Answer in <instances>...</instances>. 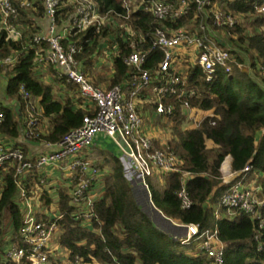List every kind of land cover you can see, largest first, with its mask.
Segmentation results:
<instances>
[{
	"label": "built area",
	"instance_id": "built-area-1",
	"mask_svg": "<svg viewBox=\"0 0 264 264\" xmlns=\"http://www.w3.org/2000/svg\"><path fill=\"white\" fill-rule=\"evenodd\" d=\"M37 2L43 6L46 29L33 34L21 53L45 44V49L35 53L33 65L51 67L57 80L77 86L88 106L83 108L86 114L80 126L71 129L58 142L46 141L44 138L51 127L43 120L38 99L33 100L22 85L19 87L25 107L24 113L18 116L17 142L26 145L27 151L15 145L17 142L13 139L0 138V197L5 174L12 172L22 224L15 236L10 228L5 230L0 264H62L65 258L62 251L67 250L59 243L63 235L61 193L75 209L72 216L81 221L82 227L91 229V207L102 196L103 179L110 174L89 158L98 136L108 138L120 148L122 158L140 177L149 196L147 179L180 174L181 184L176 196L182 210L190 209L192 202L186 183L192 175L182 170V160L170 146L174 137L167 131L173 125L170 118L175 106L172 102H179L183 130L197 128L205 120L214 118L212 110H201L191 104L197 93L193 87L186 86L185 72L190 67H199L206 82L216 78L219 71L230 76L231 66L236 64L232 53L237 52L228 43L230 29L244 20L242 15L221 11L210 0H192L196 13L188 26L178 28H173L172 24L188 15L187 0H180L178 5L164 0H122L126 13L114 15L99 14L93 0H0V30L6 40L20 41L26 28L16 23L20 11L27 15L35 12ZM138 10L149 12L159 23L153 29L152 49L159 50L162 57L153 70L143 69L148 52L140 49L144 38L131 26ZM253 16H264V3L255 6ZM105 27L107 36L100 39L98 51L90 60L102 56L111 63L114 74L113 60L120 51L115 37L119 36L129 50L121 57L122 63L130 69L127 79L109 88L93 83L84 61L76 59L81 48L70 41L89 28L98 33ZM21 53H12L0 61V67L14 66ZM244 65V62L236 64L241 71ZM143 105L152 107V115L160 123L171 124L167 133L145 124L144 114L148 116L149 112L143 111ZM3 108L0 105V125L4 122ZM260 133L264 134V130ZM219 171L228 188L220 197L218 208L223 209L228 218L238 211L247 215L256 226L257 240L264 226V198L260 197L262 189L256 178H247L251 167L246 165L241 171L233 172L230 157H226ZM215 216L218 217L217 212ZM181 225L186 230L185 237L179 239L181 245L195 243V252L210 264H225L224 244L216 229L201 231L197 224Z\"/></svg>",
	"mask_w": 264,
	"mask_h": 264
},
{
	"label": "trees",
	"instance_id": "trees-1",
	"mask_svg": "<svg viewBox=\"0 0 264 264\" xmlns=\"http://www.w3.org/2000/svg\"><path fill=\"white\" fill-rule=\"evenodd\" d=\"M164 1L178 5L180 0ZM187 1L190 6L188 15L173 23V28L188 26V22L194 17L196 5L192 0ZM210 1L221 11L242 15L247 20L230 29L228 43L237 50L232 53L234 62L237 64L249 61L250 68L256 71L258 67H262L264 70V16H253L255 6L263 4L264 0ZM93 2L101 15L108 12L113 15L126 13L121 0ZM36 5V12L29 15L20 11L16 23L26 27L20 41L6 40L5 33L0 30V61L12 53H21L24 44L33 34L39 32L32 17H43L44 10L40 2ZM134 16L136 20L131 26L144 38L139 47L148 52L143 69L153 70L162 57L159 50L152 49L153 29L159 23L149 12L143 10L136 11ZM165 25L171 26L168 22ZM107 33L106 27L98 33L89 28L70 38V41L81 48L76 59L84 61L87 69L91 70L90 59L96 53L100 39L106 37ZM115 38L120 51L119 56L113 60L115 73L110 80V87L122 83L130 72L121 60L129 50L122 44L119 36ZM46 47L43 44L27 53H21L14 66L5 68L3 95L10 102H16L23 114L25 104L19 96V87L22 85L33 100L38 99L43 118L48 120L51 127L44 140L58 142L71 129L81 125L86 111L75 108L83 100L77 86L66 85V88L77 93L75 99L67 95L63 98L57 97L53 82L46 83L44 80L46 74H54L52 68H46L47 71L42 72L43 67L37 68L33 65L35 53ZM236 64L231 66L230 76L219 71L218 76L211 82L204 81L199 67L186 70V86L193 87L197 93L191 104L214 113V118L205 120L199 127L183 130L180 127L183 120L178 113L179 102H172L175 111L170 120L173 121L174 139L170 146L182 160V170L192 175L186 183L192 202L190 209L182 210L176 196L181 184L180 174L169 173L161 178L152 177L147 179V185L151 202L165 217L180 224H197L201 231L217 230L218 238L224 244L225 264H264V226L258 232L256 240V226L247 215L238 211L234 217L228 218L225 211L218 208L219 199L228 188V185L223 184L219 171L226 157H230L233 172L241 171L246 165L251 167L247 178L250 180L257 177L262 189L260 197L264 198V134L260 133L264 130V79L258 82L255 76L239 70ZM2 110L4 122L0 125V138L7 137L17 142L18 115L8 108ZM212 121L214 125H211ZM208 142L212 143L211 147L207 145ZM15 145L22 146L27 151L26 145L18 142ZM102 155L103 159L98 157L110 168V174L103 179L102 196L91 207V229L82 227L81 221L72 216L75 209L69 206L68 198L61 193L63 235L59 243L68 251L70 263L210 264L203 255L195 252L193 246L181 245L155 226L137 202L121 161L112 154ZM12 175V172L5 174L0 197V247L5 230L10 228L15 236L22 224V212L17 206ZM216 212L218 217L215 216ZM6 217L9 218V224ZM14 240L19 241L17 238Z\"/></svg>",
	"mask_w": 264,
	"mask_h": 264
},
{
	"label": "crops",
	"instance_id": "crops-1",
	"mask_svg": "<svg viewBox=\"0 0 264 264\" xmlns=\"http://www.w3.org/2000/svg\"><path fill=\"white\" fill-rule=\"evenodd\" d=\"M31 13H34V12H31ZM32 20H33V24H35L39 27V32L45 31L47 21H46L44 16L41 18H34V16H33ZM97 51H98V47H97ZM90 61L92 63L91 64L92 68H91V70H89V69L88 70L90 72L89 76H90L91 80L93 81V83L95 85H98V86L109 88L110 87V80H112L114 77V74L112 73L111 63L107 59H104L102 56L99 57L98 59L95 58V59L90 60ZM106 68L108 69L107 71L104 70ZM41 71L45 72V71H47V69H44ZM4 76H5V69L0 67V105L3 106L4 108L11 109L15 113L14 106L16 104L14 105L13 101L10 102L3 95L5 82H6V76H5V79H4ZM2 77H3V80L1 79ZM44 80L46 81V83L49 81L53 82L54 92L56 93L57 97L63 98L65 95H67L68 97L75 99L78 96L77 93H74L72 90L66 88V85H67L66 82H62L61 80H57L54 74H52V75L46 74L44 76ZM78 106H79V108H84L88 105H87V103L84 102V100H82L81 105L76 104L75 108H78ZM142 108L144 110V105L142 106ZM144 117L147 118V115L144 114ZM148 117H153V115L149 112ZM43 120L48 125V120L46 118H44ZM156 120L158 121L159 119H156ZM154 130H156V129H154ZM106 139L109 140L108 138L103 137V136H98L95 139L94 145L91 147L92 151H89V154L91 153L89 155V158L92 161H95L96 163L99 162L103 168H106L110 171V168L106 164H104V162L101 160V158L103 159L102 154H104V153L109 154L108 151L104 147L100 146L101 145L100 143L105 142ZM208 146L211 147L212 145H208ZM98 156H100L101 158H99ZM117 158L123 164L125 177L127 178L129 183L131 184L133 194H134L137 202L140 204L143 212L146 213V215L151 219V221L155 224V226L158 229H160L161 231H163V230L160 228V225H162V227L167 226L169 232L163 231L165 234L171 236L173 239H177V240H178V238L183 239L185 237V234H186L185 228L182 227V225L179 222L173 221V220L165 217L153 205L147 190L142 185L140 177L132 170L130 163L122 158V153L120 155H118Z\"/></svg>",
	"mask_w": 264,
	"mask_h": 264
},
{
	"label": "rangeland",
	"instance_id": "rangeland-1",
	"mask_svg": "<svg viewBox=\"0 0 264 264\" xmlns=\"http://www.w3.org/2000/svg\"><path fill=\"white\" fill-rule=\"evenodd\" d=\"M138 1V0H137ZM131 5H132V3H131ZM243 22H246V20L244 19L243 20ZM121 22H117V24L119 25ZM247 59V58H246ZM249 63V61H245L244 62V66L242 67V69H243V71H245V72H247V74H250L251 76H255V78H256V80L258 81V82H261L262 81V79H264V70H260V68L258 67V70H254V69H252V68H250V65L248 64ZM250 68V71L248 70ZM105 71H107L108 69L106 68V69H104ZM2 80H3V77L1 78ZM4 79H5V76H4ZM263 86H264V84H262ZM9 103V102H8ZM143 111H145V112H150L151 114H153L152 112H153V110H152V107L151 106H149V105H144V110ZM144 121H145V124L146 125H149L151 128H156V129H158L159 131H161V132H163V133H167V131H170L171 132V134H172V125L171 124H169L168 125V123L166 122V123H160L159 121H157L154 117H148L147 116V118L146 117H144ZM171 125V126H170ZM170 126V128H169V130H167V128ZM180 127H184L182 124H181V126ZM185 128V127H184ZM167 130V131H166ZM101 145L100 146H102V147H104L107 151H108V153L109 154H112L114 157H117L118 155H120L122 152L120 151V148L117 146V145H115L112 141H109V140H105V142H103V143H100ZM208 145H212V143H210V142H208L207 143ZM119 148V149H118ZM90 151H92V149L90 150ZM91 154V153H90ZM103 161V160H102ZM98 163V162H97ZM256 179H257V177H256ZM258 180V179H257ZM259 184V183H258ZM174 221V220H173ZM6 222L9 224V218L8 217H6ZM160 228L163 230V231H165V232H169V230H168V227L167 226H165V227H162V225H160ZM175 240H177V239H175ZM178 242H180L179 241V238H178ZM193 244V243H192ZM196 245L197 244H193V245H190V246H193V247H196ZM190 246H188V247H190ZM192 247V248H193ZM62 255L65 257L64 259H63V262H62V264H71L70 263V261H69V255H68V251H62ZM74 264H84V263H81V262H76V263H74ZM92 264H95V263H92Z\"/></svg>",
	"mask_w": 264,
	"mask_h": 264
},
{
	"label": "water",
	"instance_id": "water-1",
	"mask_svg": "<svg viewBox=\"0 0 264 264\" xmlns=\"http://www.w3.org/2000/svg\"><path fill=\"white\" fill-rule=\"evenodd\" d=\"M13 104H15L14 101H13ZM14 110H15L16 114L20 117L21 113H20V109H19V106L18 105H15L14 106Z\"/></svg>",
	"mask_w": 264,
	"mask_h": 264
}]
</instances>
